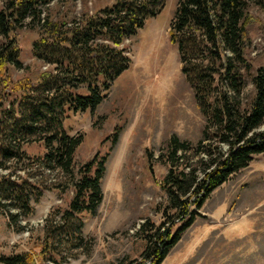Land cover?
I'll list each match as a JSON object with an SVG mask.
<instances>
[{
    "label": "trees",
    "instance_id": "16d2710c",
    "mask_svg": "<svg viewBox=\"0 0 264 264\" xmlns=\"http://www.w3.org/2000/svg\"><path fill=\"white\" fill-rule=\"evenodd\" d=\"M54 0H2L0 7V169L7 163L28 161L65 175L60 184L73 197L60 220L50 215L37 251L0 256V264H63L65 249L85 244L84 215L95 216L104 199L103 179L108 154L98 152L76 171L75 155L83 135L64 128L71 115L94 111L115 82L131 65L124 43L144 28L165 7L166 0H117L95 14L70 15L56 21L44 14ZM255 3L264 11V0H177L169 39L178 48L181 72L193 89L206 119L197 144L173 136L159 158L168 168L160 186L168 195L163 221L147 220L139 234L145 248L139 259L122 264H162L192 226L211 193L264 154V66L252 76L254 94L244 104L246 75H251L250 12ZM40 27L33 55L51 66L13 82L7 66L22 68L14 33ZM14 95L10 105L7 99ZM119 128L108 138L115 146ZM40 142L41 156H31L24 145ZM221 144L228 147L222 151ZM150 168L153 154H147ZM20 159V160H19ZM38 183L29 176L0 175V197L20 215L30 217ZM66 187V188H65ZM6 205V204H4ZM66 249V250H67Z\"/></svg>",
    "mask_w": 264,
    "mask_h": 264
},
{
    "label": "rangeland",
    "instance_id": "374dc122",
    "mask_svg": "<svg viewBox=\"0 0 264 264\" xmlns=\"http://www.w3.org/2000/svg\"><path fill=\"white\" fill-rule=\"evenodd\" d=\"M116 1L54 0L44 7L43 17L50 15L61 21L71 14H95ZM251 5L255 24L250 28L249 59L253 70L246 75L244 104L254 94L252 76L264 66V11L255 3ZM176 9L177 0H166L161 13L125 41L131 65L115 80L108 97L94 111L71 114L64 122L67 133L84 137L75 155L76 171L98 152L108 154V163L102 183L103 202L95 216L83 217L85 244L73 251L66 248L63 264H122L139 259L145 248L139 234L141 225L147 220L160 224L169 202L160 186L168 173L158 159L160 154L173 136L193 144L203 138L206 119L181 72L178 48L169 39ZM39 36V26L14 33L22 63V68L7 66L14 83L51 69L33 55ZM3 41L0 35V45ZM13 100L11 95L6 104ZM117 128L119 140L113 146L108 138ZM221 148L228 150L225 144ZM22 150L31 156L45 152L35 141ZM148 153L154 156L152 169ZM7 166L8 170L0 169V175L15 179L27 174L39 189L31 200L34 214L20 215L16 220L8 217L9 210H16L0 197V256L37 251L47 219L65 210L73 197L70 187H60L67 179L58 171L32 166L28 161L8 162ZM201 213L162 264H264V154L255 156L247 168L215 189ZM55 216L59 221L61 214Z\"/></svg>",
    "mask_w": 264,
    "mask_h": 264
}]
</instances>
